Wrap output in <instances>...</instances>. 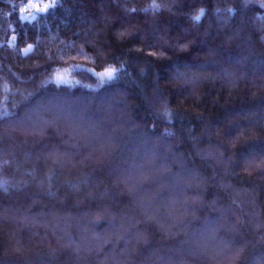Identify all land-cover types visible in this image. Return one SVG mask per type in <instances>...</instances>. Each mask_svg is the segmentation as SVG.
I'll return each mask as SVG.
<instances>
[{
    "label": "trees",
    "instance_id": "trees-1",
    "mask_svg": "<svg viewBox=\"0 0 264 264\" xmlns=\"http://www.w3.org/2000/svg\"><path fill=\"white\" fill-rule=\"evenodd\" d=\"M38 1L0 0V264H264L261 0Z\"/></svg>",
    "mask_w": 264,
    "mask_h": 264
},
{
    "label": "snow or ice",
    "instance_id": "snow-or-ice-1",
    "mask_svg": "<svg viewBox=\"0 0 264 264\" xmlns=\"http://www.w3.org/2000/svg\"><path fill=\"white\" fill-rule=\"evenodd\" d=\"M243 6L245 8L248 7V5L250 3H256L257 0H241ZM31 7L35 8V11L37 13H41V12H48L50 9H53L56 7V0H52V3L49 5H45V7L41 8L38 4L35 5H31ZM259 7L264 8V0H261V2H259ZM27 10V9H25ZM206 9L201 8L199 10V13L196 15H190V19L193 20L194 23L199 24V22L201 21L202 17L206 14ZM221 10L220 9H216V12L219 13ZM227 11L229 13L233 12L234 10L232 9H227ZM29 15H31V13H29ZM23 19H27V17H22ZM31 47V46H29ZM27 51V50H26ZM119 70L116 68H110L107 69L104 73H100L99 75L103 78V81H111L115 78H117V72ZM157 116H159L162 119H172V114L165 109L163 112H158L156 113ZM168 135H174V133H168Z\"/></svg>",
    "mask_w": 264,
    "mask_h": 264
},
{
    "label": "rangeland",
    "instance_id": "rangeland-1",
    "mask_svg": "<svg viewBox=\"0 0 264 264\" xmlns=\"http://www.w3.org/2000/svg\"><path fill=\"white\" fill-rule=\"evenodd\" d=\"M51 1L52 0H40V1H38V3L40 4V5H42L43 7H45V5H49V4H51ZM43 7H41V8H43ZM23 17H27V19H33L34 17H35V13H31V15H29V14H23ZM31 47H27V48H25L24 50H23V53L24 54H26V53H28L31 49H32V45H30ZM27 50V51H26ZM190 180V179H189Z\"/></svg>",
    "mask_w": 264,
    "mask_h": 264
}]
</instances>
